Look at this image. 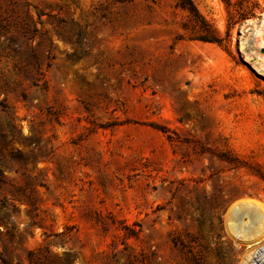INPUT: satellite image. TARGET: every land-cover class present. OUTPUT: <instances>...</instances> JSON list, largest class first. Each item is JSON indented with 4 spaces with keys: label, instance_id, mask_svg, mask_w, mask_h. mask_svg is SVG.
<instances>
[{
    "label": "rangeland",
    "instance_id": "rangeland-1",
    "mask_svg": "<svg viewBox=\"0 0 264 264\" xmlns=\"http://www.w3.org/2000/svg\"><path fill=\"white\" fill-rule=\"evenodd\" d=\"M192 1L221 43L177 0H0V264H241L229 210L264 206L246 48L264 0Z\"/></svg>",
    "mask_w": 264,
    "mask_h": 264
},
{
    "label": "bare ground",
    "instance_id": "bare-ground-1",
    "mask_svg": "<svg viewBox=\"0 0 264 264\" xmlns=\"http://www.w3.org/2000/svg\"><path fill=\"white\" fill-rule=\"evenodd\" d=\"M255 21L256 20L247 21L248 24L242 26V31H244L249 25L254 29L257 28ZM242 43L243 42H241V44ZM260 43L259 48L261 52L257 49L255 43H248V46L246 47L248 49L247 54L255 63L264 66V38ZM240 48H243L242 45H240ZM229 226L233 235L237 237V239L249 243V250L245 252L243 258L251 259L253 261L251 264H264V251L262 252L264 249V206L253 200H246L234 204L229 210ZM258 251H261V253ZM255 253H257L256 258L253 260L252 258L254 257L252 256H254L253 254Z\"/></svg>",
    "mask_w": 264,
    "mask_h": 264
},
{
    "label": "trees",
    "instance_id": "trees-1",
    "mask_svg": "<svg viewBox=\"0 0 264 264\" xmlns=\"http://www.w3.org/2000/svg\"><path fill=\"white\" fill-rule=\"evenodd\" d=\"M177 5H179L181 8L187 10L194 18V20L197 23H200V27L203 29L204 34L199 36V39L203 40V41H210V42H217V43H221V40L219 38H217L213 32H211L208 29V25L205 22V20L203 19V17L200 15L199 11L197 10V7L195 6L194 2L192 0H177L176 2ZM26 26L24 27V32L26 35H29L31 39H33L36 36V33L38 32V28L37 25L34 23V21L31 19V24H25ZM77 43H79V41H77ZM41 43H38L37 46H33L31 48V52H30V57L31 59L29 60V64H31L33 70L35 72L32 73L31 75V79H32V83L33 85H39L43 88H47L46 82L42 81V83H40L41 80V75H42V70H41V61H42V56L44 55L42 52L39 51L38 48H40ZM49 49L48 51L45 53V57L46 58H50L51 56V52L50 49L51 48H55V45H53V42L50 40V44H49ZM49 66V65H48ZM17 157V156H16ZM27 260H28V264H33L34 262H36V257H35V253L32 250H29L27 252ZM71 260L68 258V262ZM2 262L4 264H7L8 261L6 260V258H2Z\"/></svg>",
    "mask_w": 264,
    "mask_h": 264
},
{
    "label": "built area",
    "instance_id": "built-area-1",
    "mask_svg": "<svg viewBox=\"0 0 264 264\" xmlns=\"http://www.w3.org/2000/svg\"><path fill=\"white\" fill-rule=\"evenodd\" d=\"M264 251V249L262 250V252ZM259 253H261V251H258ZM256 254L257 253H255V254H253L254 256H252V257H254V258H252L253 260L256 258ZM253 261L251 260V259H246L245 257L243 258V260H242V262H241V264H251Z\"/></svg>",
    "mask_w": 264,
    "mask_h": 264
}]
</instances>
